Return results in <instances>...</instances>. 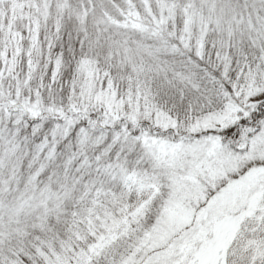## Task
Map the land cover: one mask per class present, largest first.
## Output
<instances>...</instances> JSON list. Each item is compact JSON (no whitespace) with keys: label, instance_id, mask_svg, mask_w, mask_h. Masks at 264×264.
Here are the masks:
<instances>
[{"label":"snow or ice","instance_id":"obj_1","mask_svg":"<svg viewBox=\"0 0 264 264\" xmlns=\"http://www.w3.org/2000/svg\"><path fill=\"white\" fill-rule=\"evenodd\" d=\"M0 264H264V0H0Z\"/></svg>","mask_w":264,"mask_h":264}]
</instances>
